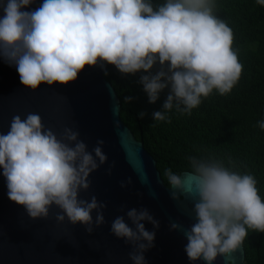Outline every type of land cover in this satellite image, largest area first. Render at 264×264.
Segmentation results:
<instances>
[{"label": "clouds", "instance_id": "obj_1", "mask_svg": "<svg viewBox=\"0 0 264 264\" xmlns=\"http://www.w3.org/2000/svg\"><path fill=\"white\" fill-rule=\"evenodd\" d=\"M34 0H0V58L16 67L20 83L35 90L42 83L67 84L77 79L85 65L99 66L107 75L113 65L122 75L143 72L138 83L155 103L169 89L153 120L171 122L168 113L190 115L202 98L215 90L227 95L238 83L243 65L232 47L231 27L215 15L216 0H43L35 10H22ZM264 6V0H256ZM159 68L154 73L153 66ZM134 99L125 96L124 102ZM143 118L145 113L139 112ZM258 125L264 129V121ZM103 140L91 152L79 132L65 127L57 136L45 128L39 114L12 118L10 129L0 134V175L7 197L22 205L30 218L47 217L53 204L72 224L91 233L104 223L103 202L95 196L79 199L91 184V172L107 160ZM184 175L165 169L172 191L195 197V223L184 230V251L189 261L212 264L220 254L241 246L249 230L264 232V199L255 176L227 165L220 158L188 157ZM110 174L111 166L108 169ZM131 179L121 181L123 188ZM95 211L93 221L92 212ZM117 216L110 231L133 246L132 264H147L145 253L154 247L159 221L145 207ZM143 222L151 223L146 230ZM131 225V226H130ZM170 230L181 228L170 224ZM231 264V262H229Z\"/></svg>", "mask_w": 264, "mask_h": 264}, {"label": "water", "instance_id": "obj_2", "mask_svg": "<svg viewBox=\"0 0 264 264\" xmlns=\"http://www.w3.org/2000/svg\"><path fill=\"white\" fill-rule=\"evenodd\" d=\"M42 2L34 0L22 10H35ZM103 74L99 66L85 65L75 81L42 83L31 90L20 83L16 67L0 58V134L9 131L14 116L23 120L35 113L57 136L65 127L77 130L89 152L97 140H103L102 151L107 156L106 162L90 173L89 188L78 194L84 200L95 196L106 205L102 209L104 223L91 233L80 223H70L66 216L58 222L57 214L63 213L54 204L47 217L30 218L22 205L8 199L5 177L0 175V264H132L129 253L133 246L117 238L110 228L117 216H124L130 224L125 213L141 207L160 223L154 247L145 253L147 264H205L203 260L189 261L184 251V230L195 223V197L178 192V199L171 198L170 193L177 190L164 184L155 159L122 122L119 99ZM129 178L131 184L122 188L121 181ZM95 215L93 211V221ZM143 223L146 230H153L151 223ZM171 223L181 228L170 230ZM229 262L246 264L242 245L218 255L212 264Z\"/></svg>", "mask_w": 264, "mask_h": 264}, {"label": "trees", "instance_id": "obj_3", "mask_svg": "<svg viewBox=\"0 0 264 264\" xmlns=\"http://www.w3.org/2000/svg\"><path fill=\"white\" fill-rule=\"evenodd\" d=\"M154 7L163 0H152ZM215 15L223 19L234 34L232 47L238 53L243 70L238 83L227 95L215 90L190 115L175 108L168 115L171 122L156 121L154 111L162 108L169 93L165 88L155 103H148L142 85V74H121L113 65H106L104 75L114 88L120 104V118L145 150L155 159L166 186L165 169L180 174L189 167L188 157L209 155L235 162L242 172L252 173L259 195L264 199V6L256 0H216ZM156 64L151 70L157 71ZM125 96L134 99L124 102ZM143 111L144 117L138 113ZM244 262L264 264V232L249 230L244 240Z\"/></svg>", "mask_w": 264, "mask_h": 264}]
</instances>
